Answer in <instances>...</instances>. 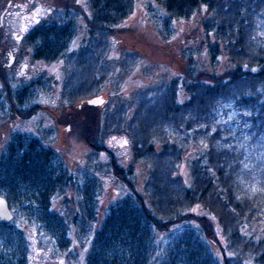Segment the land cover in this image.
<instances>
[{
	"label": "trees",
	"instance_id": "16d2710c",
	"mask_svg": "<svg viewBox=\"0 0 264 264\" xmlns=\"http://www.w3.org/2000/svg\"><path fill=\"white\" fill-rule=\"evenodd\" d=\"M154 1L165 13L160 32L166 40L175 21L202 12L212 68L201 70L188 56L183 74L135 92L131 103L107 104L102 115L83 100L99 94L108 81L109 41L133 11L134 0H63L42 20L40 38L33 35L27 42L37 57L62 62L61 98L81 113L79 137L94 158L105 156L108 172L124 188L120 200L95 226L98 187L89 176L70 214L47 210L53 188L38 194L44 212L21 213L28 209L25 187L47 177L42 182L51 186L66 179V173L60 178L46 169L50 152L38 147L36 138L22 136L0 155V194L37 229L39 245L53 246L68 260H79L71 244L74 231L78 240L90 238L84 264H264V37L259 33L264 0ZM79 31L82 41L72 47ZM137 60L130 52L122 58L125 67ZM227 103L238 111L236 127L216 121L217 108ZM34 108L20 113L31 117ZM109 135L123 136L131 162L146 167L140 190L134 187L132 164L124 166L105 146ZM190 145L197 153L188 159L186 184L178 167ZM40 159L41 165L35 163ZM253 223H259L261 236H254ZM27 242L18 225L0 221V264H28Z\"/></svg>",
	"mask_w": 264,
	"mask_h": 264
},
{
	"label": "rangeland",
	"instance_id": "374dc122",
	"mask_svg": "<svg viewBox=\"0 0 264 264\" xmlns=\"http://www.w3.org/2000/svg\"><path fill=\"white\" fill-rule=\"evenodd\" d=\"M78 1L82 3L84 0ZM41 2L42 9L53 7L55 10V7L64 5L63 0H41ZM83 6L88 11L86 5L83 4ZM34 9L30 8V10ZM9 10L13 9L10 8ZM21 10L25 12L29 8H14L9 16L7 14L8 17L3 18L5 22L11 24L7 26L9 31L17 30L19 27L22 17ZM50 14L44 16L48 18ZM164 14V10L154 0H134L133 11L117 26L118 30L116 29L115 36L110 39L107 52L109 79L99 93L105 102L102 106L96 107L101 109L100 115L103 114L107 104L112 108L121 102L131 103L135 92L183 74L182 66L187 62L188 56L199 69L207 70V72L211 70L209 42H204V34L201 29L202 12H196L187 20L175 21L172 24L174 29L172 36L168 40L160 32L164 28L162 18ZM79 22L83 23L82 20ZM262 31L259 33L261 32L260 35L264 37ZM77 35L71 42L72 47H77L82 41V32L79 31ZM128 52L137 53L138 60L125 67L122 58ZM39 63L34 61L29 67V70L33 72L32 74L38 73V69L42 66ZM43 66L46 71L55 75L56 81L51 83V87L48 85L47 89L42 90L40 95L36 97L37 99H34L35 101L31 100V102L37 101L40 108L31 117L21 113L19 115L21 119L12 116L13 114L8 118L0 117V155L4 152L3 141L6 143L8 134L16 130L28 136L36 137L41 143L51 146L62 163L68 164V169H72L73 176V180L67 183V185L72 183L71 188L67 187L66 183L61 188V192L70 191L67 196L62 193L56 201L54 200L53 207L54 209L59 207L60 214L65 213L67 215L74 210L75 203L80 198L79 189L84 186V182L88 181L89 176H93L98 187L96 196L98 199L97 219L94 223L96 226L104 217L108 207L115 204L123 196L124 188L108 172L105 156L101 154L98 159L94 158L90 147L79 137L77 126H80L81 113L77 112L75 108L69 107V104L61 98L60 89L65 73L62 62H47ZM216 69L217 71L222 69V64L220 63ZM83 101L85 104V100ZM83 104L79 105L78 109ZM237 117L238 111L231 103L217 108V122H228V124L236 127L241 123ZM71 119L72 121L68 123L67 120L70 121ZM241 135H244V132H241ZM125 142L121 135H109L104 139L105 146L115 153L120 163L124 166L129 163L132 164L134 187L140 190L145 180L146 167L138 161L131 162L130 148ZM196 153L194 146L190 145L178 167V174L182 176L186 184L190 183L188 159L194 157ZM68 173H70L69 170ZM253 179L252 183H255L257 179ZM71 199L73 200L71 201ZM11 210L13 212L12 208ZM11 223L18 225L22 229L24 237H27L28 264H38L44 260L49 264L61 259H64L66 264H84L85 253L90 241L89 236L86 239L79 238L78 240L75 237V232L72 231L70 234L71 244L72 247L76 248L79 255L78 261H72L64 255H58L53 246L39 245L38 235L40 234H36L37 229L22 221L18 212L16 214L13 212ZM252 226L253 233L256 232L254 236H261L263 230L259 229V223H253ZM247 231V234H250L249 228ZM176 234L177 232L174 233V235ZM163 240L165 241V236H163ZM40 249H43V254L40 255L39 260H36V255L41 251ZM46 253L48 258L44 256Z\"/></svg>",
	"mask_w": 264,
	"mask_h": 264
},
{
	"label": "flooded vegetation",
	"instance_id": "af4514ba",
	"mask_svg": "<svg viewBox=\"0 0 264 264\" xmlns=\"http://www.w3.org/2000/svg\"><path fill=\"white\" fill-rule=\"evenodd\" d=\"M41 3V0H0V117L8 118L13 114L12 116L20 118V111L25 110L26 108L34 110V107H36V110L40 109L37 101L31 102V100L37 99L36 97L40 95L41 90L47 89L48 85L51 87V83L56 81L55 75L44 69L43 65L46 64L47 61L37 57L32 47L27 45V42H30L28 38L31 36L34 35L35 37L40 38L41 22L42 20H47L49 18L44 15L50 14L51 11L54 10L53 7L42 9L43 7ZM18 7H23L26 9L29 8V10L25 12H22L21 10L20 14H22V17L21 21L19 22V27L17 30L15 29L9 31V27L7 28V26L11 24L9 22H5L3 18L5 16L8 17L11 14V11ZM10 8L13 10H9ZM30 8L35 9L30 10ZM37 53L41 52L38 50ZM34 61H38L40 62V66L42 65L38 69V73L35 75L32 74V70H29V67L32 66L31 64ZM18 136H22L23 138H36L33 136H28L27 134L19 132L18 130L13 131L8 134L6 143L4 141L2 143V148L4 151L3 153H8L9 149L13 147L9 145L10 142L14 143V138ZM39 142L41 143V141ZM27 145L28 144L25 143L24 147ZM41 146L50 152L49 155L46 154V169L53 174L59 172L60 178H63L64 173H66V179L64 182L67 185L69 181L73 180L72 169H68V164L64 165L62 161H55L53 157L58 155L51 146L43 143L38 145V147ZM27 148H29V146ZM35 163H39L41 165L42 160L40 159ZM68 170L70 173H68ZM48 179L49 177L42 179V181H47ZM37 181L38 182H32L31 188H24L25 193H27L29 196L25 198L23 204L28 209H20V212L31 215L41 214L44 212V209L41 207L43 204L41 203V200H39L38 194H40L41 190L46 192V190L50 191L51 188H53V194L50 195L49 200L46 202V207L48 211H53L60 214L61 212L58 211L60 208L58 207L57 209H54L53 203L54 200L56 201L57 198L61 196L62 193H64L61 192V188L64 185L63 182L60 185L55 184L56 186H51L49 182H42L39 180ZM71 185L72 183L67 185V187L71 188ZM32 191H34V194H32ZM69 192L70 191H67L64 194L67 196ZM1 196L4 197V195ZM72 200L73 199H71V201ZM9 208L11 210L12 207L9 205ZM41 254H43L42 251L36 255L37 257L35 259L39 260ZM44 256L45 258H48L47 254ZM38 264L47 263L46 260H44ZM49 264H66V262L64 259H61L60 261H52Z\"/></svg>",
	"mask_w": 264,
	"mask_h": 264
},
{
	"label": "water",
	"instance_id": "95a60500",
	"mask_svg": "<svg viewBox=\"0 0 264 264\" xmlns=\"http://www.w3.org/2000/svg\"><path fill=\"white\" fill-rule=\"evenodd\" d=\"M105 99L100 95H94L85 99V103L89 106L99 107L102 106ZM13 213L9 208L7 200L0 195V221L3 223H8L12 220Z\"/></svg>",
	"mask_w": 264,
	"mask_h": 264
}]
</instances>
